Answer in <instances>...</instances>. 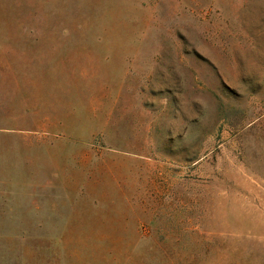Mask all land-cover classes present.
<instances>
[{"label":"rangeland","instance_id":"1","mask_svg":"<svg viewBox=\"0 0 264 264\" xmlns=\"http://www.w3.org/2000/svg\"><path fill=\"white\" fill-rule=\"evenodd\" d=\"M3 141L0 264H264V0H0Z\"/></svg>","mask_w":264,"mask_h":264},{"label":"crops","instance_id":"2","mask_svg":"<svg viewBox=\"0 0 264 264\" xmlns=\"http://www.w3.org/2000/svg\"><path fill=\"white\" fill-rule=\"evenodd\" d=\"M33 142H21V143H15V142H11V141H6V142H2L0 143L1 147H8L9 149H13L15 147H21L22 145L24 147H28V146H33ZM36 144L41 147V148H46V144L47 143H43V142H36ZM27 145V146H26ZM46 154V151L44 152V155ZM38 169H42V166L37 164L36 167H34L33 169L30 170H25L18 168L17 169V173H11L10 175L7 174H1L0 173V212H4V211H11V210H16L19 208H15V206H17L18 204H20L22 202V204L25 203V200L23 199L22 201H20V197H25V190L16 186L17 188L15 189L14 187H6L3 186L5 184V182H7L10 178H14L17 179V181H22V186L28 189H35V188H42L40 186L41 185L40 182L36 183L37 180H39V178L41 177L39 175V173L37 172ZM20 192H24L23 194H20ZM30 194L34 195V193ZM36 194H40V192L36 193ZM12 197H18V200H12Z\"/></svg>","mask_w":264,"mask_h":264}]
</instances>
